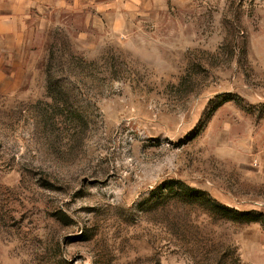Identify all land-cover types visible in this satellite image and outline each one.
Wrapping results in <instances>:
<instances>
[{"label":"rangeland","instance_id":"1","mask_svg":"<svg viewBox=\"0 0 264 264\" xmlns=\"http://www.w3.org/2000/svg\"><path fill=\"white\" fill-rule=\"evenodd\" d=\"M0 264H264V0H0Z\"/></svg>","mask_w":264,"mask_h":264},{"label":"trees","instance_id":"2","mask_svg":"<svg viewBox=\"0 0 264 264\" xmlns=\"http://www.w3.org/2000/svg\"><path fill=\"white\" fill-rule=\"evenodd\" d=\"M180 187H183V189L181 188L180 190L182 191V193L188 197L189 199H198L201 200L203 202V204L207 205L211 210H213V212L216 213H228V214H238V215H242V216H246L244 213H238L237 211H235L234 209H230L227 208L219 203H216L214 201H211L210 199H208L205 195L204 192L202 191H198L195 189H188L187 187L184 188V186L179 183L177 184Z\"/></svg>","mask_w":264,"mask_h":264},{"label":"crops","instance_id":"3","mask_svg":"<svg viewBox=\"0 0 264 264\" xmlns=\"http://www.w3.org/2000/svg\"><path fill=\"white\" fill-rule=\"evenodd\" d=\"M93 4L96 6L97 3L93 2ZM70 5H72V3H70ZM105 8H107V7L105 6ZM104 16H105V14L103 13V18H104ZM100 20H106V19H100ZM31 21H32L33 24L43 25V24H45L47 19H31ZM32 29H33V27H32Z\"/></svg>","mask_w":264,"mask_h":264}]
</instances>
